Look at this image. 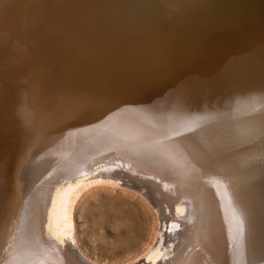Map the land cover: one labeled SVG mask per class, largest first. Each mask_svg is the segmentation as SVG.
<instances>
[{
    "label": "bare ground",
    "instance_id": "1",
    "mask_svg": "<svg viewBox=\"0 0 264 264\" xmlns=\"http://www.w3.org/2000/svg\"><path fill=\"white\" fill-rule=\"evenodd\" d=\"M15 1L16 0H0L1 60L4 62L6 59L8 60V58L11 57L9 58L10 60H13L14 62L16 61L17 66H14L16 69L15 72L20 73L22 76H30L28 77V81H32V85L34 83L33 80H35L38 75L39 78H41V80L46 84L45 88H48L47 90L50 91L53 97L56 96L59 97L58 99H60L61 96V99H63L61 91L66 94L67 90L70 91V93L74 92V95L72 94L74 98L75 94L77 95V93H75L77 91H79V94L85 93V96H87L86 94H91L94 92H102V94L104 92L111 94L117 89L128 87L134 83H140L145 70L150 68L156 69L157 66L159 68L160 63H163L160 65V67L164 65V68L161 69V71H159L157 74L159 79L158 77L155 78V80L159 83V91L152 100L155 105H152L153 103H142L141 109L138 108L139 103H137L136 106L135 102L140 100H138V98L136 100L134 94L132 98H134L135 101L134 99L132 101V98L126 101H120L123 104L126 103L127 105H125L127 108L123 106L124 110L121 109V103L112 107L113 104L111 105V103H99L100 99L95 102L92 101L93 103L90 104L84 101L86 105L82 103L83 106H80V103L83 102V99L79 98L82 101H76L77 103L74 102V99L71 104H80L79 107H71L72 105L69 107L70 100L73 98L72 97L69 100L68 96H70V93L67 95L68 99L64 94V97L67 99L66 101H69V103L66 102V106L64 105L65 107L59 108L52 106L54 103H52V101L56 98L54 99L52 96H45L47 100L46 101L42 96L44 99H41L42 97L40 95L45 93L43 92V89H40V91L43 92V94L39 95L42 102L43 100L46 101L45 105L47 106L49 104L48 101H50L52 104H50L51 106H48L49 108L47 107L50 109L49 113L48 110L46 112L53 117L55 115L59 116L58 114H60L66 108H70L72 113L70 114L69 111H66L69 113L66 115V113L64 114L63 111L65 117L64 119H66L68 115H70V118L72 117V119H75L73 117L77 116L78 114H83V110L87 112L89 107L90 110L86 113L87 115H99L107 114L111 111L112 112L105 115L106 120L102 122L104 124V129L102 128L99 130L98 127L96 128L98 131L94 128L92 130L96 131H91L92 136L95 134L96 137L100 138L98 141H95V143L98 142L96 151L99 154L96 155V161L92 163V166L88 167L89 165L87 164L82 165V163H84V158L78 160V157L75 155H60V150H55V145L53 144L54 141L50 147L42 149L43 152L52 150L51 152L54 153L52 157V164L57 162V168L59 171L46 168L45 176L42 180L38 181L37 184L39 187L36 189L42 190L43 193L47 192L46 195L49 199H47L46 203L44 202L45 200L43 201L45 204H47L46 209L44 204V206L34 205L35 207L33 206V215H27L28 207L31 203H33L34 199H32V202L29 200V195L31 196V193L28 190L30 188H28V181L25 178V182H23L22 187L26 202L21 196L20 200L25 202V205H22L24 209H22L26 213L27 218H29V225L33 232L34 240L32 241L29 239L25 241L24 244H22L24 245L25 249L22 250L29 251L30 246L28 245H31V250H33V259L32 262L30 261L31 264H62L59 262V259L61 258L62 260H65L66 264H73L72 257L70 255L71 252L73 251L77 253L78 257L79 253L77 252V245L73 235L66 230V228L69 227L66 226L68 225L67 222H69L66 220L69 213V202L72 194H74V192L83 184L90 183V181L93 180L96 181L99 177H102L106 180L114 179L118 181H125V179L121 177L120 173L117 174V172L106 175L101 174L98 176H92V174L100 169H104L105 167L116 166L118 162L125 164L126 160H129L133 163V168L139 169L141 171H148V175L157 176L161 182L167 186V188L172 189L176 194L175 199L173 200L174 203L177 204V207L176 209H169L171 211V215L174 216V212L176 211L179 218L183 216L186 219V221L174 219L173 224H171L172 226H170L169 222L165 219L166 213L164 212V209L157 204V207L162 214L163 221V229L160 233L159 244L157 248L152 251L146 259L140 261L139 264H264V176L260 174L261 172H259L261 170L264 171V114L262 116L257 114L256 118L249 119V123L238 121V123L235 122L234 124L240 130H244L247 133V138L250 140L249 144L247 145L244 143H238L235 144L234 147L242 149L244 146V152L250 158H255L258 160L259 163L256 165L245 162L242 158H239L237 154L234 155L232 153L230 148L234 149V147H232L233 144L229 140L230 131L228 130L231 126L228 123L222 122L223 120H220L222 115L220 116V119H218L211 113L205 112L203 108H182L184 102L187 101H184L185 98H187L188 95H192L189 93V91H187L188 89L186 86H184L186 87L185 92H179L180 89L178 91H175L174 89L169 91L170 88L167 91L160 92L161 88H165V86L170 87L168 83H171L172 80L171 77L168 78V75L175 74L174 66H176V64H181V55L194 57L205 53L209 49H213L212 45L214 44L215 40L213 37L214 32L209 31V29V32L203 34L196 28L199 25L204 27L205 23L207 22H202L198 19L196 21L197 26L194 27L191 25V23L189 24L188 21L183 17L184 11L179 0H35L37 3H35V9L31 12L30 16L18 14V10L21 6L18 7V5L15 4ZM65 1L67 3H70V1H75L76 3L64 6L61 9L58 8L56 11V7L54 6L57 3H62ZM213 1L216 5L220 7L222 6L224 8V2H228V7H232L234 2L236 3L238 0ZM241 2L243 5L244 2H247L250 6L257 5L256 3H258L260 7L264 6V0H241ZM22 5L24 4L22 3ZM200 5L201 4L199 2V6ZM24 10L29 11L27 7H25ZM57 12H63L62 16H64V18L66 16V23L61 24L59 20L63 19H59V17V20H57ZM201 15L203 14L201 13ZM224 15L226 14L224 13ZM38 16L41 17L40 22H42V25H39L40 27L38 29L40 30L37 31V28H33L30 25V22L34 24ZM195 16H197L196 13ZM43 23H46L47 25L44 26ZM32 28L37 32H34ZM67 28L68 32L66 35L61 34V38L69 41L75 40L85 46L79 47L80 49L74 48L75 50L79 51L77 57L80 61H83L85 57L89 56V50L95 51L92 59L90 58L91 61L95 63L96 59L101 58L105 53L110 54L113 50H115L114 53L118 54L113 59H111L107 65H104L101 70L97 69V76L95 77H88L90 73H86L85 70L91 66L84 64L81 70H79L78 74L74 73L73 70L70 69V75H66L68 77L65 76L64 78H59L56 80L57 76L59 75V66H57L59 57L57 56V47L55 46L58 40L61 38H59L56 34L54 37H52L50 34L57 29L66 30ZM206 30L207 28H204V31ZM44 32L48 33L44 34ZM9 36L12 38V43L15 46L13 50L19 53V57H13L7 53L6 49L8 47V40L6 39L9 38ZM49 36L51 38H49ZM18 46L20 49L17 48ZM116 47H120V50L124 48V52L121 56H119V52L121 51L116 50ZM163 52H171V54L182 52L183 54L179 55L178 58H166L167 60H164L160 58V54ZM51 56H53V58ZM228 56L230 58V55ZM226 58L228 59V57ZM192 62L194 63V61ZM19 65L20 67H18ZM98 65H100V63H96V66ZM186 65H188V63H186ZM19 68H22L23 71ZM237 68L240 70L239 67ZM155 69L152 70L155 72ZM235 70L236 69L233 71ZM62 72L63 71H60V73ZM181 72L184 71L182 70ZM235 72L238 73V71ZM103 75L108 77L105 82L102 80ZM235 76L236 74H234L233 77ZM76 77L77 79L75 80ZM52 78L53 83H50ZM92 82H97L99 85L95 83V86H93L92 84L94 83ZM142 82L145 83L146 81ZM87 83H91L92 86L87 85ZM44 86L42 87L44 88ZM10 87L12 86L10 85ZM133 88L134 87H131V91L129 92H132ZM26 89L28 92V88ZM50 89H53V91L57 90V92L55 91L56 93L52 94V90ZM59 89H61V91ZM22 91H24V89H22ZM49 91L47 92L49 93ZM139 91L141 93V91L144 90H140L139 88ZM37 92L39 93V91ZM47 92L46 94L48 95ZM130 94L131 93H129V95ZM9 95L10 94H8V96ZM39 97H34L33 100L35 101V104H37L36 100ZM107 98H109V95L105 96L104 100H108ZM256 98L257 94L255 93H253L252 96L247 97L248 101L254 100ZM212 100L213 99L210 101L214 102ZM260 100L254 102L255 106L258 108H262L260 105ZM38 101L40 102V100ZM63 101L57 100L58 103H62ZM57 102H55V104ZM62 104H59V106H63ZM98 104H100L99 109L96 107ZM45 105L44 103L43 105L41 103V108H46ZM157 105L160 106L161 109H159ZM212 105L213 104L210 106ZM37 106L40 105L38 104ZM128 106H131V109L133 110H130ZM203 106H205L204 103ZM210 106L208 107L206 105L209 110ZM31 107H29L30 111L33 109ZM91 107L97 110L94 111L95 109L93 110ZM37 109H40V107H37ZM44 109L40 110L44 112L46 110ZM120 109L122 111L117 113L120 111ZM248 110L250 113H254L253 110L251 111V107H249ZM132 111L138 113L142 117L139 118L137 116L136 118V116L132 115ZM26 112H29V110ZM31 113L32 111L27 114ZM39 114L41 115L42 113ZM50 115L49 117L46 115V117L51 119ZM28 116L30 117V115ZM36 116V119H38L39 116ZM90 117H92V115ZM130 117L133 119H129ZM173 117L175 119L172 122ZM79 118L76 117V119ZM57 119L58 118H56V122ZM39 120L37 121L39 122ZM52 120L51 122H53ZM147 120H152L154 124L149 126L148 123H144L145 121L147 122ZM37 121H35L36 123H32V125H36L37 127ZM44 121H48V119ZM57 126L60 127V125ZM40 127L43 126H40L39 122L38 131L42 130ZM45 127L47 128L48 126ZM56 127L54 129H56ZM49 130L47 129V131ZM43 133L44 131L42 134ZM43 136L44 135H42V137ZM87 136L88 135H86V137ZM83 139H85V137ZM60 140L62 139L60 138ZM84 141L87 143L88 139ZM64 142L67 143L66 141ZM65 143L62 145V147L65 145ZM35 144H32V146ZM81 148L82 147H79L78 150ZM38 156L39 155L35 154L31 155L29 161L32 158L34 159V157L38 158ZM78 161H80L81 164ZM161 163L167 165L175 173V176L178 178V180L171 177L172 174L170 172L165 174L163 169L164 166L161 165ZM71 164H76L73 166L79 165L75 167L79 173V176L70 180L68 184H63L62 186L57 187L53 194L51 189L54 187L56 176L58 178V175H65V173H67V171L72 167ZM158 164H160V166ZM248 165H254L255 167L253 166V168L249 169ZM259 168H261V170H259ZM75 169L73 170L74 173ZM71 171L68 173H73ZM22 172L20 166V177L22 176ZM5 176H7V173ZM67 177L70 176L68 175ZM86 177L88 179H85ZM18 180L20 181V178ZM62 180L65 179L63 178ZM3 182L0 183V186L3 184ZM145 182L146 184L142 181L143 185H135L134 187L140 190L143 195L152 198L154 196L153 193L156 191L154 190L156 186L151 182ZM151 185H153L154 189L151 187ZM16 198H18L17 201L19 202V195ZM127 206L128 205L124 204L117 207L115 209L114 219L116 225L119 226L118 228L127 227L130 229L132 234L130 237L132 240H135L138 238V236H140L144 224H142V218L139 214L127 213L131 208V206H129V208H127ZM46 223L49 224L46 225ZM54 226L57 227V233L59 235H63V237L68 236L67 240L65 239L64 244H59V241L63 238L57 241L58 234H56V231H54ZM14 234L16 233L14 232ZM21 237L19 236V238ZM52 238H54L55 241ZM124 239V242H122L120 246H125L129 250L132 249V247H134V241L131 240V243L125 241ZM5 246L8 247L7 245ZM42 250H45V253H42ZM17 254L21 257L20 253ZM26 255L22 256V258H26ZM19 256L18 259H20ZM28 259H31V257ZM81 259L85 261L83 257H81ZM4 262L6 263L7 260L5 259V261H3L2 259V262L0 260V264H4Z\"/></svg>",
    "mask_w": 264,
    "mask_h": 264
},
{
    "label": "rangeland",
    "instance_id": "2",
    "mask_svg": "<svg viewBox=\"0 0 264 264\" xmlns=\"http://www.w3.org/2000/svg\"><path fill=\"white\" fill-rule=\"evenodd\" d=\"M179 2H181V5L184 11L183 13L184 19H186L188 23L189 24L191 23V25L194 27L197 26L196 21L198 19L199 21H202V22L206 21L207 23H205L204 27H201L199 25L196 28L199 32L203 34L209 31L214 32L213 37L215 40H214V44L212 45L213 46L212 50L207 49L208 51H206L205 53L194 56V57H187L186 55H181L183 54L182 52H179L177 54H174V53L171 54V52L161 53L160 58L164 60H167L166 58L168 59L175 58V57L178 58L179 55H181L182 57H180L181 64L178 63L179 65L177 64L176 66L173 65L175 68L172 66L175 70V74L168 75L169 76L168 78L171 77V80H172L171 83H168L170 87L165 86V88L160 89L161 90L160 92L167 91L169 88H170L169 91L173 89L175 91H178L180 89L179 92H185L186 91L185 89L187 87L188 89L187 91H189V93L192 95L191 96L188 95L187 97L190 101L187 98H185L184 101L186 100L187 101L184 102V105L182 106V108L184 109H188V108L191 109L193 107L195 109L203 108L205 112L211 113L213 116H215L218 119H220V116L222 115L220 120H223L222 122L228 123L231 126L228 130L230 131L229 140L233 144L232 147H234V145L238 143H244L247 145L250 142V140L247 138V135H246L247 133L244 130L242 131L239 128H237L236 125L234 124L235 122L238 123V121L248 122L249 119L256 118L257 114H259L260 116L264 114V6L260 7L258 3H256L257 5L250 6L248 5L247 2H246L247 4L244 2V5H243L241 0H238L236 3L234 2V5H232V7H228L229 5L228 2L227 3L224 2L225 4L224 3L223 4L225 5L224 6L225 9L222 6L220 7L216 5L213 0H196V1L195 0H181V1L179 0ZM199 2L202 6L201 5L199 6ZM22 3L25 6L22 5ZM25 3H28V4H25ZM35 3H37L35 0L34 1L33 0H16L15 4H17L18 7L21 6L18 10V14H22L23 16H30L31 12L34 11L35 9V5H36ZM73 3H76V2L70 1V3H67L65 1L62 3H57L54 7H56L55 9L57 11L58 8L61 9L64 6H68ZM25 7H27L29 11H25L24 10ZM205 9L208 11H206ZM195 13L197 14V16H195ZM201 13L203 15H201ZM224 13L226 15H224ZM62 15H63V12H57L56 17H57V20H59L60 18L63 19V20H59V22H61V24L62 23L64 24L67 22V19H66V16L64 18V16ZM40 18L41 17L38 16L36 18L37 22L35 20L34 24L30 22V25L33 28L35 29L37 28V31L40 30L38 29L40 27L39 25H42L41 24L42 22H40ZM43 25L46 26L47 24L43 23ZM33 28L32 30L34 32H37ZM204 28H207V30L204 31ZM67 32H68V28L66 30L57 29L53 31V33L51 32L50 36L54 37L56 34L59 38H61V34L66 35ZM45 33L47 34L48 32H44V34ZM50 36L49 38H51ZM11 39L12 38H10V36L9 38L6 39L8 40L7 41L8 47L6 49L7 53L9 55H12L13 57L14 56L19 57V53L13 50L15 46L12 43ZM82 46L85 47L84 45L78 43L75 40L69 41L63 38L58 40L55 47H57L56 53H57V56L59 57L57 66H59L60 68L58 67L59 75L57 76L56 80L59 78H64L66 75H70L69 74L70 69H72L74 73L78 74L79 70H81L84 64L90 65L92 67V68L88 67L85 70L86 73L88 72L90 73L88 77L89 78L95 77L97 76V73H96L97 69L101 70L104 65H107L110 62V60L113 59L118 54V53H114L115 50H113L110 54L105 53L102 57L100 56L101 58L96 59V63H100V65L96 66V63L91 61L92 56L95 54L94 50L92 51L89 50V56L85 57L83 61H80L78 59L77 55L79 51L75 50L74 48L80 49L79 47H82ZM120 47H116L115 49L120 50ZM17 48L20 49L19 46ZM120 51L121 52H119V56L123 54L124 48H122ZM228 55H230V58L232 59H230ZM1 57L2 55L0 54V75L3 73L2 74L3 76L1 75V78H0V183L3 182L4 180L5 181L0 186V195H1L0 196V260L2 262V259L3 261H5L6 259L7 262L6 263L4 262V264H23V263L31 264L32 259H33V256H32L33 250H31V245L30 244L28 245L30 246L29 251L22 250V249H25L24 245H22L24 244L25 241L29 239H31L32 241L34 240L33 232L30 229V225H29V218H27L26 213L23 210L24 209L23 206L25 205L24 203L26 202V198L24 196L22 184L23 182H25L24 181L25 178L28 181V183L27 182L26 183L28 185V188H30L28 190L31 193V196L29 195V200L32 202L33 201L32 199H34L33 203L30 202L31 204L28 207L27 215L28 214L33 215V206L34 205H37V206L45 205V209H46L47 204L45 203L47 202V199H49L46 195L47 192L43 193L42 190L36 189L39 187V185L37 184L38 181L42 180L43 177L45 176L46 168L58 170L57 168L58 163L54 162V164H52L53 163L52 157L54 154L53 152H51L52 150L43 152L42 149L50 147L54 141L53 144L55 145L54 146L55 150L56 151L60 150L59 151L60 155L62 156L75 155L76 157H78V160H81L84 158L83 159L84 163H82V165L87 164L89 165L88 167L92 166V163L96 161V158H97L96 155L99 154L96 151L98 142L95 143V141H98V139L100 138L96 137L95 134H93L92 136L91 131L95 132L96 130L98 131V129L99 130L102 128L104 129V124L102 122L106 120L105 115L110 114L112 111L107 114H99V115L91 114L92 117H90L91 115L88 114L89 115L88 116L86 114L90 110V107H89V110H87V112L83 110L85 113V114L83 113L84 115L78 114L77 116L73 117L75 119H72V117L70 118V115H68V117L66 116L67 118L64 119L65 113L66 115L69 113L70 114L72 113V110H70V108L68 109L66 108L65 110H63L64 114L62 111L60 113L61 116L60 114H58L59 116L55 115L53 117L52 115L48 114L50 110L48 109L49 108L48 106L52 105L50 101H48L49 104L47 103L48 106L45 105V102L47 101L45 96L51 97L52 95L50 91L47 90L48 88L47 89L45 88L46 84L41 80V78H39V76L37 75L35 80H33L34 83L32 85L31 84L32 81L31 82L28 81L29 79L28 77L30 76L28 77L22 76L20 73L15 72L16 69L14 68V66L17 64L16 61L14 62L13 60H10L9 58L11 57H9L8 60L6 59L4 62H2ZM51 57L53 58V56ZM226 57H228V59ZM192 61H194V63ZM186 63H188L189 66L186 65ZM161 64L163 63H160V65ZM240 64L243 69L240 67ZM160 65H159V68L158 66L156 67V69L152 68V69H155V72L151 68L145 70V72L143 73V78H142V81H146L145 83L141 81L140 83H137L138 86L137 84L134 83L132 84L134 86L130 85L125 88L117 89L115 92H112L111 94L104 93V92L103 94L102 92L100 93L94 92L91 94H86L87 96H85V93L79 94V91H77L75 92L77 93V95L75 94V98H74L73 97L74 92L70 93V91L67 90L65 94L63 93V91H61V89H59L62 92L61 94L63 96L62 97L63 99H61V96H60V99H58L59 97L52 96L54 99L56 98L55 100L52 101V103L54 102L52 106L59 107V108L65 107L66 106L65 103L66 102L69 103V101H66L68 97H69V100L70 98L73 97L72 98L73 100L72 99L70 100L69 107L72 105L71 102L74 101V99H75L74 102L76 101L81 102L82 101L81 99H83V102L80 103L81 105L78 103L80 106H83L82 103L86 105V103L90 104L100 99L99 103H102V102L111 103V105L113 104L112 107L121 103L122 104L121 109L124 110V107H126L127 105L126 103L123 104L120 101H126L128 99H131L134 94L135 99L137 100L138 98V100H140V101L135 102L136 106H137V103H139L138 108L141 109L142 103L152 104L153 103L152 100L154 99V96L159 91L158 90L159 83L155 80V78L158 77L157 75L158 72L164 68V65H162L161 67ZM191 65L192 66L194 65V66L192 67ZM1 66L3 67V69ZM18 67H20V65ZM237 67H239L240 70ZM19 69L23 71L22 68H19ZM234 69H236L235 71H238V73L233 71ZM180 70L181 71L183 70L184 72H181ZM60 71H63V72L60 73ZM234 74H236L235 77H233ZM107 79H108L107 76H104V75L102 76L103 82H105ZM207 79L210 80V85L207 84V88H205L204 86H206V82L208 81ZM52 80L53 78L51 79L50 83H53ZM25 82L28 84H26ZM92 83H94L92 84L93 86H95V83L99 85V83L97 82H92ZM141 83L144 85V87ZM10 85L13 88L10 87ZM87 85L92 86L91 83L90 84L87 83ZM201 85H204L203 88H201ZM42 86H44V88ZM131 87H134V88L132 89V92H129L131 91ZM148 87L151 88L152 90L149 89ZM26 88H28V92L26 91L27 90ZM139 88L140 90H144V91H141L140 93ZM22 89H24V91H22ZM40 89L41 90L43 89V92L45 94H43V92L40 91ZM50 90H52V94L57 92V90H54V91L53 89H50ZM37 91H39V93ZM45 91L46 92L49 91V93L47 92L48 95L46 94ZM69 93H70V96L67 97ZM129 93L131 94L129 95ZM253 93L257 94V98L254 100L248 101L247 97L252 96ZM8 94L10 95L8 96ZM35 94H37L38 96ZM40 94H43V95H40ZM64 94L67 99L64 97ZM106 94L109 95V98H107L108 100H106L107 102L104 100V97L107 96ZM39 95L41 97L43 96L45 99L43 97L42 98L39 97ZM35 96L39 97L37 100L35 99L37 104H35L34 103L35 101L33 100ZM40 98L46 101L43 100L42 102ZM133 99L134 98H132V101ZM209 99L210 100L213 99L212 101L214 102H211ZM38 100H40V102ZM57 100L58 101L64 100L65 102L63 101L62 102L63 104H62L61 102L58 103ZM259 100H260V105L262 106V108H258L254 104L255 101H259ZM84 101H86V103ZM55 102L57 103L55 104ZM187 102H189L190 104ZM202 102L204 103L205 106H203ZM209 102L213 105L210 106L211 104ZM41 103L42 105L44 103L46 108L47 107L48 108L46 109L44 106L43 107L46 110L44 108H41ZM76 103L72 105L71 107H74V106L79 107V105H77ZM38 104L40 106H37ZM59 104H62L63 106H59ZM154 104L155 103H153L152 105ZM99 105L100 104L96 106L98 107L97 109H99ZM206 105L208 107L210 106V110L208 109V107H206ZM29 107L33 108L31 109L32 111L31 114H27L31 112ZM37 107L38 108L40 107V109L42 110L44 109L45 113L42 110L37 109ZM128 107L130 108V110H133L131 109L132 108L131 106H128ZM249 107H251V111L252 110L254 111L253 114L249 112L248 110ZM92 108L93 107H91V109ZM94 109L95 108H93V110ZM97 109H95L94 111H96ZM121 109L117 113L121 112L122 111ZM28 110L29 112H26ZM47 110H48V113L46 112ZM66 111H69V113H67ZM39 113H42V114L40 115ZM35 114L38 115L40 118L38 117V119H36L37 116ZM28 115H30V117ZM46 115L48 117L50 115L51 119L47 118ZM44 116L48 119V121L50 119L48 124H47L48 121H44V120H47ZM76 117L78 118L80 117V118L76 119ZM56 118H58L57 122H56ZM174 119L175 118L173 117L172 122ZM34 120L35 121L39 120L40 126H43V127H40V129H42L40 130L41 134H40V131H38L39 122L37 121L38 123L37 127L36 125L35 126L32 125V123L35 122ZM51 120L53 122H51ZM41 121H43L44 123L46 122V123L44 124ZM55 125L56 126L60 125V127L59 126L56 127ZM45 126H48V127L46 128ZM55 127L56 129H54ZM93 128L94 129L98 128V129L92 130ZM47 129L48 130L50 129V130L47 131ZM43 131L44 133L42 134ZM42 135L44 136L42 137ZM86 135L88 136L86 137ZM84 137L85 139H83ZM60 138L62 140H60ZM87 139L88 141L86 143V141L84 140H87ZM92 140L94 141V143ZM64 141H66L67 143H65ZM80 142L82 144L84 142L83 144L84 146ZM31 143L32 144L36 143V144L32 146ZM64 143L65 145L62 147ZM78 146L82 148L78 150L79 148ZM23 147H24V150H23ZM243 147L242 149L237 148V147L236 148L234 147V149L232 148L230 149L232 150V153L234 155L237 154L239 158H242L245 162H249V163H253L257 165L259 163L258 160H256L255 158H250L244 152ZM14 154L16 155V158ZM33 154L39 155L38 158L34 157V159L32 158L33 161L32 159L29 161L30 156ZM18 155L19 156L21 155V156L19 157ZM78 162L80 163V161ZM49 164H52V165H49ZM71 165L72 167L70 166L71 168L70 167H69L70 169L68 168L69 170L67 171V173H65V175L63 176L58 175V178L56 176L54 187L53 189H51V192L53 194L55 190L57 189V187H60L63 184L66 185L69 183L70 180L79 176L78 171L75 169V167L79 165L77 166H73L76 164H71ZM158 165L160 166V164ZM161 165L164 166L163 169L165 171V174H168V172H170L172 174L171 177L178 180V178L175 176V173L167 165H164L163 163H161ZM20 166H21V172L23 171L21 173L22 175L21 177L19 173ZM132 166H133V163L129 160H126L125 164H123L122 162H118L116 166H110V167H105L104 169H100L94 172L92 176H98L101 174L106 175L109 173L117 172V174L120 173L121 177L124 178L125 181H118L114 179L106 180L102 177L101 178L99 177L97 178L98 181L93 180V181H90V183H85L82 186H80L74 192V194H72L70 202H69V207H70L69 213H68V217L66 220V221H69L67 222L68 225H66L69 227H67L66 230L73 235L76 241V245H77L76 249H77V252L79 253V257L81 256L85 260L83 261L81 257L79 258L77 256L78 255L77 253L72 251L70 255L72 257L73 264H139V262L146 259L147 256L152 251H154L159 244L160 233H161V230L163 229V221H162V214L159 208L157 207V204L160 205L164 209V212L166 213L165 219L166 221L169 222L170 226H172L171 224H173L174 219L186 221V219L183 216H181L182 219L179 218L176 211L174 212V216L171 215V211L169 209H172V208L176 209L177 207V204H175L173 200L175 199V196H176L174 191L170 188H167V186L164 183H162L161 180L157 176L148 175V171H145V170L141 171L139 169L133 168ZM248 166H249L248 168L250 169V168H253L254 165L253 166L251 165L252 167L250 165ZM72 168L75 169L76 175L73 172L74 169ZM259 170H261V168H259ZM70 171L73 173H68ZM259 172H261L260 174L264 176V171L261 170ZM6 173H7V176H5ZM68 175L70 177H67ZM19 178H20V181L18 180ZM63 178L65 180H62ZM85 179H88V178L86 177ZM142 181L145 184H146L145 181L151 182L156 186L154 189L153 185H151V187L154 190H156L153 193L154 196L152 198L151 197L149 198L143 195L140 190L134 187L135 185L137 186L143 185ZM18 195H19V202L17 201L18 198H16L18 197ZM32 195L35 197H33ZM20 196L25 202L23 200L22 201L20 200ZM124 204L128 205L127 208L131 206L130 210H128L127 213L128 214L130 213L139 214L140 217L142 218V222H143L142 224H144L142 228V232L140 233V236H138V238L135 240L134 239L132 240V238L130 237L132 235L130 229H128L127 227L118 228L119 226H117L115 223V219H114L115 209L119 207L120 205H124ZM16 207L17 209L18 208L19 209L17 210ZM48 224L49 223H46V225ZM53 229L54 231H56V234H58L57 227L54 226ZM14 232L16 234H14ZM23 235L26 236V239H25V236ZM19 236L20 237L23 236V237L19 238ZM67 237L68 236L63 237V235L58 234L57 241L63 238L59 241V244H64L65 239L67 240ZM52 239L54 240V238ZM123 239L131 243L132 241H134L133 242L134 247H132V249L129 250L125 246H120V244L124 242ZM5 245H7L8 247H6ZM9 246H10V249H9ZM120 247L122 248L124 247V248L122 249ZM17 253H20L21 257ZM42 253H45V250H42ZM64 253H65V250H64ZM17 255L20 257V259H18ZM24 255H26V258H22V256ZM30 257L31 259H28ZM59 262L62 264H66L65 260H62V258L59 259Z\"/></svg>",
    "mask_w": 264,
    "mask_h": 264
},
{
    "label": "water",
    "instance_id": "3",
    "mask_svg": "<svg viewBox=\"0 0 264 264\" xmlns=\"http://www.w3.org/2000/svg\"><path fill=\"white\" fill-rule=\"evenodd\" d=\"M77 79V77L75 78V80ZM208 80V79H207ZM206 82V81H205ZM207 84L208 85H210V80H208L207 82H206V86H204V85H201V88H203V86L205 87V88H207ZM155 105V104H154ZM158 106V105H157ZM158 108L159 109H161L160 108V106H158ZM132 113V115L133 116H136V118H137V116L140 118V117H142L141 115H139L138 113H135V112H131ZM129 119H133L132 117H130ZM134 122H136L135 120H133ZM138 122V121H137ZM138 123H140V122H138ZM144 123H148L149 124V126H151L152 124H154V122H152V120H147V122L145 121ZM140 125V124H139ZM141 126H142V123H141Z\"/></svg>",
    "mask_w": 264,
    "mask_h": 264
}]
</instances>
